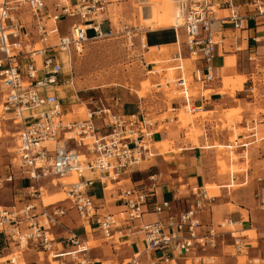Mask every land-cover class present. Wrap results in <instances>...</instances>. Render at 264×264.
<instances>
[{"label":"built area","instance_id":"2783aa9c","mask_svg":"<svg viewBox=\"0 0 264 264\" xmlns=\"http://www.w3.org/2000/svg\"><path fill=\"white\" fill-rule=\"evenodd\" d=\"M109 3V0H0L3 113L20 127L14 160L23 178L30 182L26 191L28 202L22 208L0 207V264H21L23 254L33 250L52 252L56 244L54 229L64 230L65 243L69 246L67 257L57 259L56 263L105 264L92 259L89 251H79L82 239L65 224L67 210L64 207L35 204L48 186L64 190L86 233L87 227L97 228L106 238H112L113 232L124 226L133 233H141L143 248L122 264H180L181 261L187 263L189 257L196 254L194 264H199L203 262L201 253L225 245V233L202 220L203 212L210 209L214 201L205 188L193 193V201L187 209L174 212L171 202L159 198L160 174L149 178L150 186L121 185L123 177H130L133 170L155 157L156 120L144 110L125 114L118 97L112 105L90 108L85 119L72 121L55 93L64 72L63 55L70 58L73 53L82 54L90 41L115 35L112 29L101 30L107 20ZM176 5L172 28L177 33L183 30L185 41L178 40L176 53L167 59L171 66L162 70L166 74L156 87L161 89L173 84L184 101V108L198 113L201 108L193 105L191 85L204 86L215 80L212 60L217 33L225 23L242 29L244 20L232 0H176ZM256 5L264 15L262 2ZM223 7L230 10L228 17H219L218 12ZM66 22H70L69 28L62 34L59 25ZM90 31L94 33L92 37L88 36ZM184 53L193 65L190 74ZM199 62L203 63L201 67L197 66ZM145 68L150 69L148 75L158 74L152 63H145ZM168 71H173L174 76H168ZM257 89L256 82L251 80L253 96ZM173 119L179 122L177 115ZM88 139L92 141L86 143ZM87 173L98 174V177ZM70 176H75L77 181L66 185L59 182ZM13 180V175L0 179V187ZM260 181L262 187L254 197L264 211V179ZM109 183L119 186L116 200L122 206L119 213L105 212L104 206L96 200L95 189L99 186L106 192ZM151 214L166 216L144 222ZM137 222L142 224L137 226ZM227 233L235 239V251L241 253L242 246L233 232ZM2 241L8 245L1 249ZM12 247L17 251L5 256V250Z\"/></svg>","mask_w":264,"mask_h":264},{"label":"rangeland","instance_id":"374dc122","mask_svg":"<svg viewBox=\"0 0 264 264\" xmlns=\"http://www.w3.org/2000/svg\"><path fill=\"white\" fill-rule=\"evenodd\" d=\"M113 1L119 2L123 0ZM120 3H122L119 8L118 17L120 22L117 26L118 30L113 37L90 41L87 43L82 54L76 55L73 53L70 58H67L66 55L62 56L64 72L60 75V83L55 87V93L61 99L65 113L68 114V119H85L90 108L112 105L118 97L125 101H135L137 104L139 102L138 97H140L144 102L145 111L150 113L155 118L154 120H164L168 117L172 118L175 115L179 117L178 123L166 125L165 127H161L160 130L166 129L170 131L176 127L182 134L181 138L178 142H172L171 144H154V149H156L154 152L165 153L162 155L164 159L174 160L172 156L177 154L175 151H178L182 147L196 146L197 148L210 149L204 150L203 157L206 162L215 168L216 175L222 181L220 183L212 182L205 185L209 197H214L210 187L214 188L213 191H219L218 198L225 195L228 197H235L237 195L248 197L249 195H253L257 189L256 184L260 183L259 180L264 178V140H261L263 135L250 139H241L242 135L246 137L252 133H256V131H251L253 129L252 126H250L251 128L244 129L238 125L243 119L242 110L240 108L236 110L220 109L218 112L205 116L204 114L207 112L199 111L198 113H191L189 108L184 107L178 112H172V105L182 103L183 101L178 89L171 83L164 85L161 89L160 87H156L161 81L163 74H166L162 70L168 68L166 63L163 64L161 62V60L166 58L163 57V54H167L168 50L163 49L161 51L162 54H158L152 50L147 51L143 33L149 28L158 29L173 26L177 8L176 0H127ZM125 3L131 5V14L130 12L122 13L121 10L122 7H125ZM69 23L66 22L59 25L60 30L68 27ZM92 35V32L88 34V36ZM145 63H152L154 70L158 74L156 76L148 75L147 71L150 69L145 68ZM188 64L190 65V62ZM167 73L170 77H173L175 74L173 71H168ZM235 78L237 77H230V84ZM244 81H246V78ZM200 92H202L201 88H193L190 91V95L197 97ZM227 93L234 96L232 91H227ZM206 94H209V92H206ZM263 94L264 84H262L261 89L256 90L255 102L248 105L256 118H260L259 115L264 114ZM3 101V87L0 83V179H5L10 175L14 176L12 182L6 181L3 187H0V207L9 209L13 207L22 208L28 202L26 191L30 182L23 178L18 163L14 160L15 146L20 127L14 125L12 121L8 120L10 116L3 113ZM164 106L167 107L169 112L158 118L156 113L164 110ZM135 111L136 109L133 107H128L126 110L127 113ZM229 113L231 114V118L227 117ZM208 121L215 122L216 126L213 131L216 132V135L220 136L217 135L218 137L210 139L205 128V123ZM224 132L228 133V139L226 140L220 139L223 136L221 134ZM91 141L88 139L86 143H90ZM244 144H247L248 147H244ZM173 150L175 151L173 152ZM146 167L145 163L140 165L139 169L142 172L132 173L131 180L124 181L123 179L121 185L123 187L127 185L131 186L132 183L142 180H145L144 182L147 183L148 175L156 172V170H147ZM87 175L93 178L98 177V174L91 175L87 173ZM245 177L247 178V184L243 185ZM233 184H235L234 187ZM223 185H229V188L218 189V187ZM117 189H119V186L109 183V190L106 191L107 200L111 202L107 205L109 211H115L113 206L116 204L113 201L117 196ZM61 191V189L48 186L42 193L53 194V205H60L67 210V217L71 220L66 223L67 226L70 229H78L81 226V222L78 220L75 211L71 209V204L60 193ZM100 197L102 195H98V198ZM111 197H114V199H111ZM98 203L102 205L103 201L99 200ZM35 204L39 205L40 202L36 201ZM234 208L233 205H230L231 210ZM220 225H223V227H219ZM214 226L218 232L225 233V245L220 244L216 249L208 250L203 254L216 252L223 259L220 260V256L212 257L214 255H208L202 260L205 263L225 261V264H250L248 247H254L250 251L259 250L260 241L264 238V235L259 233V228L256 225L252 226L250 223L249 227L246 228L252 229L247 234L249 239L246 236L236 237V240L242 246V251L239 253L232 246L235 243V239L227 232H242V226L230 225L225 220L216 221ZM54 232L57 234L55 236L56 242H63L62 238H57L63 236L64 230L56 229ZM78 233L83 234L82 231ZM256 233L257 239H254ZM90 236V241H94L101 246L99 249L94 250L92 242L91 251H89V256L92 259L99 258L106 264H119L130 257L129 252L125 251L128 250L126 246L114 251L110 246L113 240H103L96 234L92 236L91 233ZM86 238L85 236L81 237V245L85 246L84 239ZM124 240L122 238V242ZM114 241L120 244L119 235L114 238ZM1 243V249L8 245L4 241ZM61 248V245H57L56 243L52 247V252L38 251L41 252L40 254L44 259V262L41 264H49V260L53 259L52 254ZM16 251L15 247H12L10 250H5L4 255L7 256L9 253ZM196 255L189 257L187 264H194L196 262ZM50 264L59 263L51 261ZM253 264H264V261H255Z\"/></svg>","mask_w":264,"mask_h":264},{"label":"crops","instance_id":"0c3cea01","mask_svg":"<svg viewBox=\"0 0 264 264\" xmlns=\"http://www.w3.org/2000/svg\"><path fill=\"white\" fill-rule=\"evenodd\" d=\"M110 3L107 6V15L106 21L102 24L101 30L103 32H108L110 29L117 32V26L119 25V8L121 7L123 1L115 2L113 0H109ZM132 1V0H131ZM223 2L225 0H218ZM233 5L236 11L243 17V28L235 29L231 23H225L220 29L217 26V30H221L217 33V45L215 56L212 60V71L215 76V80L207 85H201L198 83L192 84L193 88H201V91L197 97L192 98L193 105L201 108V112H207L204 114H212L218 112V110H230V109H238L242 110V122H239L238 125L241 128H251V131H256V133H252L250 136H241V139H250L254 137H258L259 135H263L261 140H264V114H260V118H256L254 113L250 111L248 105L253 104L255 102V96L250 93L251 80L256 82V86L258 89H261L262 84H264V15L260 14L259 8H257L256 3L262 2L263 0H232ZM264 7V6H263ZM262 7V8H263ZM261 8V7H260ZM122 13L132 12L131 5L125 3V7H122ZM219 17L225 18L230 15V10L226 7H223L219 10ZM70 24V23H69ZM68 27H64L61 33L64 34L67 32ZM149 28V27H148ZM92 31L88 32L91 33ZM93 33V32H92ZM144 37L146 42V49L152 50L158 54H162V50H168L167 54H163L165 59L161 60L164 64L166 63L168 68L171 66L167 63V59H169L172 55H174L177 51V42L178 40L182 43L185 41V33L183 30H180L178 33L175 29L171 27L167 28H158L152 29L149 28L144 31ZM94 35V33H93ZM92 35V36H93ZM91 36V37H92ZM185 65L188 69V74H190V70L193 69L192 62L188 60V55L184 53ZM190 62V65L188 64ZM203 63H197V66L201 67ZM165 68V69H168ZM230 77H237L232 80L230 84ZM244 77V78H242ZM246 78V81L244 79ZM245 83V84H244ZM244 85V89H243ZM227 91H232L234 96H231L227 93ZM209 92V94H206ZM264 97V94H263ZM123 103V110L125 114L132 115L138 113L140 110L145 111L144 102L142 98L138 97V104L132 100H124L121 99ZM184 105V101L182 103H175L172 105L171 111L174 110L178 112L181 110ZM128 107H133L136 109L135 112L127 113L126 110ZM164 110L156 113L157 117H162L165 113H168V109L166 106L163 107ZM149 116L155 119L150 113L145 111ZM231 114H227L228 118H231ZM172 120V121H170ZM73 121V120H72ZM158 130L154 136V144H171L172 142H178L181 138V132L174 127L172 130L167 131L160 130L161 127H165L166 125H172V123H178L175 119L166 118L164 120H156ZM260 121V122H258ZM215 122L208 121L205 123V128L207 133L211 138L218 137L220 135H216V132L213 131L215 129ZM220 139H228V133H222ZM161 146V145H160ZM204 150L210 149H202L197 148L196 146L182 147L178 151H175L174 160L164 159L161 152L156 153L155 157L148 162H145L147 165V170H156V172L148 175L147 183L145 180L138 181L132 183L131 186L126 187H144L150 186L151 183L149 178L153 175L160 174L159 182H158V193L159 198L164 201H169L172 203L173 211L180 212L189 207V205L193 201V193L196 190L205 188L207 183H220L222 180L216 175L215 168L206 162L203 154ZM156 151V149H155ZM245 151V150H244ZM168 153V152H167ZM179 153V154H178ZM154 162V163H153ZM134 172H142L141 169L136 168L133 170ZM131 180V176L127 178L125 176L124 181ZM264 179V178H263ZM243 185L247 184V178L245 177ZM262 180V179H261ZM256 184V190L253 195H249L248 197H242L237 195L235 197H228L227 195L218 198L219 191H213V187L211 188L212 195L214 197V201L211 203V208L207 211L203 212L202 220L205 224L215 225L216 221L225 220L227 222H231V225H235L237 227L242 226L243 231L233 232V237H248V233L252 231V229H246L249 227L251 223L252 226L256 225L259 228V233L264 235V211L260 209L258 206V202L256 201L254 195L255 193L262 187V183ZM235 184H233V187ZM229 188V185H223L218 187V189ZM96 200L103 201L102 206H104L105 212L111 213H119L122 211V206L116 202L117 196L113 201L116 204L114 207L115 211H109L107 209V205L111 202H108L106 192H103L99 186L95 189ZM98 195H102V197L98 198ZM51 196V204H53V194ZM253 196V197H252ZM217 197V198H216ZM111 199H114V197ZM230 205H233L235 208L233 210L230 209ZM163 216H156L154 214L148 215L145 219L146 221H155L159 218H164ZM78 218V217H77ZM70 219L66 217L65 224ZM80 221V219L78 218ZM81 222V221H80ZM79 223V222H78ZM247 223V224H246ZM142 222H137L135 225L139 226ZM67 225V224H66ZM68 227V226H67ZM80 228V229H79ZM78 229H74L80 237H87L84 239L85 241H90L89 237L90 233L96 234L101 237L103 240H113L110 244L112 250L117 251L123 246H126L131 258L134 254L138 253L140 249L143 248V241L141 233H133L132 230H129L128 226H124V228L117 229L113 232L112 238H106L104 234L98 230L97 228L87 227L88 233H86L81 227ZM89 228V230H88ZM56 230V229H54ZM58 230V229H57ZM82 231L83 234H79L78 232ZM244 233V234H242ZM57 235V234H56ZM119 235L120 244L115 243L114 238ZM67 234L63 232V236L58 237L57 239H63V242H56L57 245H61L60 251H65L69 246L65 243V238ZM123 238V242H122ZM249 239V237H248ZM257 239V233L255 238ZM93 242V249H99L101 246L96 242ZM65 245V246H64ZM233 246V245H232ZM231 246V247H232ZM248 246V245H247ZM258 246V245H257ZM234 247V246H233ZM64 248V250H63ZM256 248V247H255ZM122 249V248H121ZM250 253V264H253L255 261H264V238L260 241V249L255 251L254 247L249 246ZM41 252L38 251H30L28 253H24V261L27 264H41L44 262L42 258ZM10 254V253H9ZM201 255L207 257L208 255H214L212 257H219L220 255L215 253L203 254ZM247 255H249L247 253ZM129 258H126L121 263L127 261ZM220 260L223 259L222 256L219 257ZM98 262H103L101 259H94ZM21 262V264H25ZM225 261H219L215 264L224 263ZM106 264V263H105ZM180 264H187L185 261H181ZM199 264H206L204 261Z\"/></svg>","mask_w":264,"mask_h":264},{"label":"bare ground","instance_id":"6f19581e","mask_svg":"<svg viewBox=\"0 0 264 264\" xmlns=\"http://www.w3.org/2000/svg\"><path fill=\"white\" fill-rule=\"evenodd\" d=\"M172 15H173V10H172ZM176 15H177V8H176V12H175V19H176ZM174 26V25H173ZM238 135V134H237ZM244 147H248L247 144H244L243 145ZM222 148V147H221ZM77 181V178L75 176H70V177H66L65 179H61L59 182L66 185L67 183H73V182H76ZM62 191L60 192L66 199L67 201V196H66V193L64 192L63 189H61ZM215 197V196H214ZM37 201H39L40 203H42L44 206L46 207H49V206H52L53 204H51V196L50 194H45V193H42L41 196H39V198L37 199ZM84 244L85 246L83 245H80V252H83V251H91V246H92V241H85L84 240ZM69 251L65 250V251H58L56 253H59V254H56V253H53L52 254V260H49L50 262L53 261V263H56L57 262V259H65L67 257V253Z\"/></svg>","mask_w":264,"mask_h":264}]
</instances>
